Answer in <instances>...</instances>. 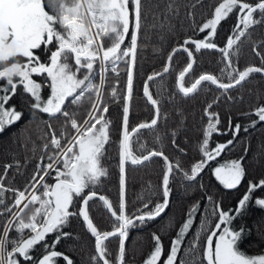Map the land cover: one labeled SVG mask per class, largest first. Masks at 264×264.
I'll list each match as a JSON object with an SVG mask.
<instances>
[{"label": "snow or ice", "instance_id": "6c2138e0", "mask_svg": "<svg viewBox=\"0 0 264 264\" xmlns=\"http://www.w3.org/2000/svg\"><path fill=\"white\" fill-rule=\"evenodd\" d=\"M202 4V0H196ZM212 11L202 23H197L195 13L188 11L193 36L171 49L161 72L149 75L143 85V96L154 110L148 122H141L129 130V114L134 92V69L142 28L146 20L144 0H0V133L23 119V112L10 103L17 95L29 98L31 110L47 114V131L42 139L41 155L36 169L23 189L5 184L12 164L4 167L0 174V264H74L68 255L56 249L63 240L73 239L74 233L65 231L72 219H79L86 232L94 239V254L90 264H126V241L131 229L146 226L164 217L170 207L171 181L179 174L182 186L187 192L198 182V178L210 167V162L221 157L238 138L242 126L232 124L221 129L219 114L211 111L221 102V97L233 99L230 90L241 86L253 74L264 75V56L257 48H264V41L253 45V51L261 59L262 66H247L242 70L234 58L239 55L242 38L250 35L257 25H264V0H217L209 5ZM155 7L159 8V5ZM196 7V4L191 6ZM177 0H167L161 12L152 13L151 28L173 31L172 19L179 16ZM232 15L236 23L223 46L215 42L218 27ZM199 35L200 38H196ZM126 40L128 41L126 43ZM202 50H214L221 54L223 67L220 74L202 73L190 86L185 78L194 71L195 54ZM38 51L45 53L42 60ZM186 54V66L177 77L178 93L188 98L203 87L218 90L220 95L204 108L207 124L198 141L200 159L190 169L181 167L179 161L172 162L163 150H148L142 156L131 150L133 134L141 130L155 132L162 117V99L154 98L149 82L163 79L173 67L174 57ZM126 65V85L121 95L119 81L110 90L113 102H122V130L119 141V203L118 209L95 188L101 178L108 175L102 166L105 146L110 139L111 121L107 119L109 106L104 100L108 73L120 74V65ZM34 77H40L37 80ZM98 78V82H97ZM225 79L227 82H224ZM47 89V97L42 92ZM163 88L161 86V92ZM85 101L90 103L86 118L78 122L72 106ZM253 120L243 131L264 122V105L251 113ZM183 121V113H177ZM63 118L59 130L51 121ZM231 134L225 142L210 147L212 137ZM172 145L180 153L186 150L177 143L178 131H173ZM156 142H162L157 135ZM145 146L141 145V150ZM35 152V148H33ZM248 149H245L247 152ZM154 157L163 159L164 171L159 191H151L148 197H140L141 204L134 213L127 212L126 204V162L141 165ZM243 157L231 160L212 169V174L224 189H237L246 176ZM17 170L20 167L16 162ZM52 179L54 182L49 183ZM187 182V183H185ZM204 189V185H199ZM264 191V179L258 183L249 182L248 189L232 210L222 208L212 195L206 200L203 212L197 201L185 213L176 235L171 239L167 253L160 234L153 233V248L143 264H264V254L249 256L239 248L244 229L236 230L234 221L243 215L253 194ZM12 193V202H6V193ZM159 197L153 199V197ZM102 202L104 209L113 219L111 231H100L90 215V202ZM255 204L264 208V198L255 199ZM203 219L197 224V214ZM15 233V236H13ZM53 236L51 242L49 236ZM191 235L190 240H186ZM118 239V251L110 260L106 242ZM203 241V243H201ZM45 254L34 260L32 252L36 246Z\"/></svg>", "mask_w": 264, "mask_h": 264}, {"label": "trees", "instance_id": "16d2710c", "mask_svg": "<svg viewBox=\"0 0 264 264\" xmlns=\"http://www.w3.org/2000/svg\"><path fill=\"white\" fill-rule=\"evenodd\" d=\"M217 0H202L203 6L197 4L196 0H177L180 7L179 16L172 19L175 25L173 31L169 32L167 28H151L154 22L152 13L161 12L167 3V0H144L146 20L141 31L139 40V48L136 56V65L134 69V92L131 101L129 114V130L136 127L141 122H148L152 119L154 110L147 103L143 96V85L147 77L154 72H161L166 57L173 47L182 43L184 38L193 36L191 31L190 19L186 18L188 11L195 13L197 23H202L206 19L212 9L210 4L214 5ZM255 2V0H250ZM196 4L195 8L191 6ZM159 5V8L155 7ZM236 23V16L232 15L226 22L218 27V33L215 42L223 46L226 38L230 34ZM196 38H200L199 35ZM264 41V25H257L250 30V35L242 38L239 45V55L234 58L235 63L242 70L247 66H262L261 59L253 51V45ZM128 41L126 40V43ZM257 51L264 56V48H257ZM41 59H46L45 53L38 51ZM196 64L194 71L185 78V85L190 86L195 78L202 73L220 74V68L223 67L221 62V54L214 50H202L201 53L195 54ZM186 54H178L174 57L173 67L169 73L164 75L163 79L159 78L150 83V90L154 98L162 99L161 114L166 117V121L161 119L158 129L150 132L145 129L138 135H134L131 142V148L134 155L142 156L147 154L148 150H163L172 162L179 161L181 167L188 170L191 164L198 161L201 157L198 153V141L202 138V130L207 124V117L204 116V108L220 95L218 90H208L203 87L197 94L188 98L178 93L177 77L179 72L186 66ZM39 80L38 77H36ZM119 81L118 93L121 95L126 85V65H120V74L109 72L107 83L105 85L104 100L109 106L107 119L111 121L109 129L110 139L105 146L104 156L102 158V166L107 169L108 175L101 178L100 184L95 190L106 196L118 209L119 203V141L121 139L122 130V102H113L110 96V90ZM98 82V78H97ZM224 82H227L225 79ZM161 86L163 91L161 92ZM229 95L233 99L221 97V102L214 105L211 111L219 114L221 124L219 127L224 129L228 126L229 117L232 124H240L242 130L229 150H226L221 157L210 162V167L198 178V182L194 183L191 188L185 192L182 186L179 174L175 180L171 181L172 196L170 207L163 218L156 222H151L143 227L131 229L129 237L126 241V264H143L145 258L153 248L152 234L161 235L165 253L170 245L171 239L176 235L178 227L185 218L186 211L197 201L201 203V211L203 212L206 200L202 197L212 195L225 210H232L231 214L235 215L234 209L238 206L239 200L246 193L249 182L258 183L264 179V122H258L255 127H249L247 132L243 131L244 127H248L257 117L252 115L254 109L260 105H264V75L253 74L246 82L235 89L230 90ZM14 105L23 112V119L16 124L7 127L3 133H0V174L4 173V167L12 164L13 168L8 171L5 184L13 188L23 189L30 181L36 165L39 162L41 148L44 143L42 137L47 131L45 121L48 120L47 114L33 112L31 110L29 98L24 95H17L13 98ZM90 103L85 101L79 106H74L77 113V120L81 122L86 118ZM183 113V121L178 118L177 113ZM53 128L59 130L64 124L63 118L51 121ZM173 131H178L177 143L186 150V155L180 153L172 145ZM162 138V142H156V136ZM231 134L216 135L210 141V147L217 142H225L231 139ZM141 145L145 146L141 150ZM35 148V152L33 151ZM248 149L245 152V149ZM243 157V166L246 169V176L241 185L237 189L227 190L219 185L215 180L212 169L219 163H226L231 160H239ZM19 161L20 167L17 170L16 162ZM164 171L163 159L160 157L147 161L142 165H132L126 162V204L127 212L134 213L140 206V197H148L151 191H159ZM49 183L54 182L52 179ZM187 183V182H185ZM205 187L201 189L200 184ZM159 197H153L158 199ZM264 198V191L257 190L253 194V199L249 202L243 215L238 217L233 227L236 230L244 229L242 240L239 242V248L249 256L264 254V208L255 204V199ZM6 202H12V193H6ZM90 215L94 223L100 231H111L113 229V219L106 212L102 202L98 199L90 202ZM203 219L201 214H197V224ZM3 218H0L2 222ZM65 231L74 233L78 239H66L56 246L57 251L68 255L74 260V264H90V256L94 254V239L86 232L82 222L79 219H72ZM15 236V233H13ZM48 241L51 242L53 236H49ZM191 235L186 238L190 240ZM203 243V241H201ZM110 260H114L118 251V239L112 238L106 242ZM45 254V250L39 245L32 252L34 260L41 258ZM58 264H64L59 260Z\"/></svg>", "mask_w": 264, "mask_h": 264}, {"label": "rangeland", "instance_id": "374dc122", "mask_svg": "<svg viewBox=\"0 0 264 264\" xmlns=\"http://www.w3.org/2000/svg\"><path fill=\"white\" fill-rule=\"evenodd\" d=\"M39 55V54H38ZM34 78H36V77H34ZM39 78V80L41 79L40 77H38ZM49 94V90H47V89H45L43 92H42V95L44 96V97H47V95ZM12 104H14V101H12L11 102ZM74 106H72V108H73ZM72 108L70 109V110H72ZM102 162V161H101ZM220 164H223V163H219V165ZM219 165H217V166H219ZM53 183V182H52Z\"/></svg>", "mask_w": 264, "mask_h": 264}, {"label": "water", "instance_id": "95a60500", "mask_svg": "<svg viewBox=\"0 0 264 264\" xmlns=\"http://www.w3.org/2000/svg\"><path fill=\"white\" fill-rule=\"evenodd\" d=\"M166 75V74H165ZM188 76V75H187ZM158 79V78H157ZM151 82H149V84H150ZM151 91V90H150ZM142 131V130H141ZM135 134H133V136H134ZM133 136H132V138H133ZM131 150H132V148H131ZM133 152V151H132ZM154 158H157V157H154ZM154 158H152L151 160H153ZM170 159V158H169ZM142 165V164H141ZM171 202V201H170ZM112 239V238H111Z\"/></svg>", "mask_w": 264, "mask_h": 264}, {"label": "flooded vegetation", "instance_id": "af4514ba", "mask_svg": "<svg viewBox=\"0 0 264 264\" xmlns=\"http://www.w3.org/2000/svg\"><path fill=\"white\" fill-rule=\"evenodd\" d=\"M12 101H14V100H12ZM12 101H11V102H12ZM11 102H10V103H11ZM16 108H17V107H16ZM17 110H19V109L17 108ZM19 111H20V110H19Z\"/></svg>", "mask_w": 264, "mask_h": 264}]
</instances>
